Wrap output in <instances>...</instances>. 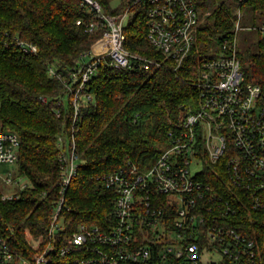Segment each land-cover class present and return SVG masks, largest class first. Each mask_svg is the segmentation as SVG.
I'll return each instance as SVG.
<instances>
[{
  "label": "built area",
  "instance_id": "2783aa9c",
  "mask_svg": "<svg viewBox=\"0 0 264 264\" xmlns=\"http://www.w3.org/2000/svg\"><path fill=\"white\" fill-rule=\"evenodd\" d=\"M79 1L95 17L85 31L102 30V39L65 72L48 67L50 78L59 80L64 94L72 97L73 129L82 104L94 99L87 90L102 67L150 71L168 66L177 72L197 46L201 23L197 0H130L117 15L107 14L97 0ZM138 4L146 7L147 41L164 56L166 65L133 54L125 46V28ZM237 12L233 35L208 57H198L192 81L197 107L186 111L169 132L168 146L155 164L143 173L131 166L103 178L105 188L115 193V225L105 229L83 223L69 238L63 234L65 227L59 222L65 193L79 167L73 131L67 145L63 136L58 140L62 188L47 240L41 237L34 242L28 234V244L39 251L30 260L13 251L0 235L2 264H203L205 252L221 256L220 262L209 259L206 264L258 263L255 241L224 223L227 215L236 213L230 197L218 194L204 178L210 168L217 179L227 180L229 189L242 194L244 200L237 193L231 195L239 206L264 210V62L258 64L260 79L251 80L243 63L246 57L237 50ZM259 32L256 55L264 59V24ZM0 42L37 54L36 46L1 29ZM42 101L47 103L45 98ZM62 101L58 100V106ZM20 144L18 134L5 131L0 123V164L17 165ZM193 165L199 170L193 172ZM13 175L3 177L7 186L15 188L4 193L3 200L18 198V192L27 188V180Z\"/></svg>",
  "mask_w": 264,
  "mask_h": 264
},
{
  "label": "trees",
  "instance_id": "16d2710c",
  "mask_svg": "<svg viewBox=\"0 0 264 264\" xmlns=\"http://www.w3.org/2000/svg\"><path fill=\"white\" fill-rule=\"evenodd\" d=\"M97 1L109 15L126 8V0L117 8L107 0ZM239 1L197 0L201 21L197 46L177 72L168 66L150 71L102 67L87 90L94 99L82 104L73 129L72 97L64 94L59 80L50 78L48 67L65 72L82 53L97 47L102 30L85 31L94 15L79 0H0V29L37 48V54H26L0 42V123L21 139L13 176L28 182L11 200H3L0 189V235L13 251L32 260L39 251L28 244V234L34 242L41 237L47 240L62 188L58 140L63 136L66 144L73 131L79 167L65 193L60 214L63 234L69 238L83 223L105 229L115 225V193L105 188L103 178L131 166L146 172L159 159L168 146L169 132L177 128L184 112L197 107L192 81L198 57H208L233 35L240 7L249 5L264 15V0ZM134 8L137 11L125 28L126 48L166 65L164 56L147 41L146 7ZM262 62L263 57L256 54L243 59L251 80L260 79L258 64ZM204 178L218 194L230 197L236 213L225 217V225L254 240L257 264H264V210L239 206L231 195L242 194L229 189L227 180L217 179L210 168Z\"/></svg>",
  "mask_w": 264,
  "mask_h": 264
},
{
  "label": "rangeland",
  "instance_id": "374dc122",
  "mask_svg": "<svg viewBox=\"0 0 264 264\" xmlns=\"http://www.w3.org/2000/svg\"><path fill=\"white\" fill-rule=\"evenodd\" d=\"M112 8H117L119 6L124 5V0H107ZM130 0H126L125 5L127 7ZM241 2V1H239ZM240 10V21L239 27L240 30L237 33L236 43L237 50L241 57H246L249 54H257L260 52V41H261V33L259 32V28L264 24V15L261 11H255L249 5H244L239 8ZM238 10V11H239ZM137 9L134 8L133 12H136ZM238 13V12H237ZM238 14V19H239ZM238 24V21H237ZM67 104V101H66ZM187 112H184V116ZM199 170V166L193 165L192 171L196 172ZM17 171V165H9V164H0V189L3 193L8 194L15 191L14 187H9L3 182V177L9 175V173L13 172L14 175ZM63 220L59 222L62 225ZM210 259V260H209ZM214 261L220 262V255H207L205 252L203 254V264H206V261Z\"/></svg>",
  "mask_w": 264,
  "mask_h": 264
},
{
  "label": "water",
  "instance_id": "95a60500",
  "mask_svg": "<svg viewBox=\"0 0 264 264\" xmlns=\"http://www.w3.org/2000/svg\"><path fill=\"white\" fill-rule=\"evenodd\" d=\"M182 110H185V107H183Z\"/></svg>",
  "mask_w": 264,
  "mask_h": 264
}]
</instances>
